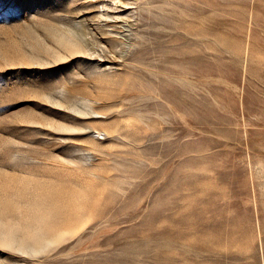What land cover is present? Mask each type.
<instances>
[{"label": "rangeland", "instance_id": "374dc122", "mask_svg": "<svg viewBox=\"0 0 264 264\" xmlns=\"http://www.w3.org/2000/svg\"><path fill=\"white\" fill-rule=\"evenodd\" d=\"M169 263L264 264V0H0V264Z\"/></svg>", "mask_w": 264, "mask_h": 264}, {"label": "bare ground", "instance_id": "6f19581e", "mask_svg": "<svg viewBox=\"0 0 264 264\" xmlns=\"http://www.w3.org/2000/svg\"><path fill=\"white\" fill-rule=\"evenodd\" d=\"M67 37H65L64 40L61 38V45L64 46L66 49H69L72 52V54H80V55L82 53L85 55H87V54L91 55L92 54V53H89V51L86 49L88 47L85 48L86 45L84 46V44L83 45L81 44V42H80V41H82V40H80L81 37H78L77 39L75 38L76 40L71 39L72 37L70 39H69V37L68 38ZM83 43H86V42L83 41ZM246 110H247L248 114L253 113V111L249 108H246ZM53 227H54V225L51 224L50 230H52ZM16 229H8L9 231L7 233H9V235H10V240H11L10 244L17 245L20 250H33V251L40 250L36 247V245L31 244V239H29L27 237H23V236L17 237L14 233H12V231H15L18 234V232H17L18 230H16ZM36 241H37V237H36Z\"/></svg>", "mask_w": 264, "mask_h": 264}]
</instances>
